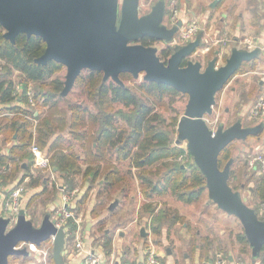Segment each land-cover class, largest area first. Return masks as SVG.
I'll return each instance as SVG.
<instances>
[{"label": "rangeland", "instance_id": "rangeland-1", "mask_svg": "<svg viewBox=\"0 0 264 264\" xmlns=\"http://www.w3.org/2000/svg\"><path fill=\"white\" fill-rule=\"evenodd\" d=\"M156 1L141 0L140 13L149 12ZM166 1L165 22L172 25L177 22V19L183 20V26L176 36L180 37L182 30L194 23L198 27L196 36L202 32V45L193 54L192 59L201 60L205 65L209 60L218 56L217 65L219 66L226 62V59L231 54L232 47L245 48L247 45L246 40L233 39V31H227L222 26L219 18L221 16L220 9L215 11L211 9L210 3L212 0ZM173 14H176V21L172 20ZM179 37H177V40H179ZM155 45L158 46L159 54L161 49L167 46L164 42H158ZM255 60L254 67L251 63H243L226 85L216 94L213 112L206 115V119L213 129H217L220 125L228 127L237 120H241L244 125L264 122L263 118L251 115L252 106L264 92V54L261 52L260 56ZM4 63L0 59V71L4 70ZM66 72L67 68L64 66L54 77H62L65 80ZM83 73L87 75L88 70L85 69ZM14 77L16 81H23L18 70L14 72ZM123 80L143 101L154 105L155 109L165 119L168 127H173L169 123H171L174 116L184 113L188 101L187 94L168 93L162 99H158L144 90L142 86L145 81L144 73H141L137 78L132 74H125L123 75ZM50 82L51 80L35 82L32 89L34 92H36L35 88L44 91L50 90ZM87 90L86 84L84 86V84L76 82L72 90L59 102V107L66 110L68 118L73 112L67 109L69 102L75 105H88L92 111L97 112L93 101L88 97ZM41 104V101L36 103L34 108L38 111L48 109L49 106L45 107ZM119 106L121 105H116L115 108ZM79 113L82 119L88 122L86 126L88 127L91 121L90 116L83 110H80ZM11 114L13 115V113ZM34 123H37V120L34 119ZM68 126L69 123H66V128L69 129ZM84 128L85 126L82 125L78 127L80 130ZM96 128L97 124L91 125V130ZM59 133L65 139L72 137L67 131H60ZM173 135L177 137L178 132H174ZM6 136L9 137L10 133L7 132L0 135V150L11 144L10 139L4 140ZM79 141L82 140L72 141L74 144L71 150L80 152L85 157L84 148ZM34 142L30 145V149ZM183 145L187 146V142L184 141ZM228 150L234 159L232 168L235 170V175H238L240 170L246 172L243 175L242 184H239V179H232L235 190L241 193L249 205L253 207L259 206L260 202L253 192L256 185V181L252 176L253 170L245 167V161L253 158L256 154L264 153V131L257 136L234 140L228 145ZM42 151L44 152V150ZM224 155L223 153L222 167L227 163ZM87 157L89 159V156ZM27 160L29 161V159ZM106 160L102 162L105 169L107 166L120 168L122 174V179L117 181L111 192H104L102 196H99L103 190L105 174H101L99 180L93 183L86 181L84 171L88 162L83 163V171L75 175V187L73 189L71 187L72 190H67L72 194L73 202L80 201L75 206L74 223L82 226L83 234L81 237L90 238L94 243L102 244V238L106 239V230L109 229L111 231L110 234L114 236L116 241V253L114 254L116 256L122 254L128 258L125 251H129L133 253L130 255V260L139 257L138 248H140V251L152 248L159 254L161 264H164V260L166 264H194L195 260V264H210L206 259L210 257L211 260H215L218 254H222L227 264H234L231 263L232 259H230L232 255L233 261L240 259L248 264H253L251 249L247 253H241V248L245 247V245L238 242L237 239V234L244 232L241 221L235 215L221 209L209 197L207 189L203 191L197 200L185 202L180 200L171 190L158 191L164 185L163 173L166 169L164 163L160 162L153 166L136 168L132 165L130 159L121 160L115 154L106 156ZM177 161L180 160L177 159ZM173 163L176 164V160ZM162 167L163 170L160 169ZM32 172L36 176L41 175L44 177L48 183L47 190L43 191V184L41 183L36 187L32 186L30 177L24 182L26 183V189L31 191L30 200L27 202L28 217L32 218L36 225H40L47 212L56 215L57 210L62 206L63 191L59 192L60 188L58 185L63 182L59 178V173L52 172L49 168H42L37 164L35 167L33 166ZM18 174L24 175L25 172L20 170ZM33 187L37 188V190H34ZM184 188L186 189V185ZM115 200H118V204L113 210H110L109 206ZM153 225L158 226L160 228L159 231H154ZM86 228L89 229L90 236H87V233L84 232ZM142 228L146 230V236L141 234ZM192 239L197 240V244L202 247L203 252L206 254L200 262L197 261L195 253L199 251L190 250V241ZM209 244H211L210 248ZM105 248L108 249V247ZM259 262V260L254 261V264H259ZM10 264L54 263L48 256L45 257L33 253L26 258L11 256Z\"/></svg>", "mask_w": 264, "mask_h": 264}, {"label": "water", "instance_id": "water-1", "mask_svg": "<svg viewBox=\"0 0 264 264\" xmlns=\"http://www.w3.org/2000/svg\"><path fill=\"white\" fill-rule=\"evenodd\" d=\"M140 3L141 0H0V25L4 28V37L12 43L19 33L42 37L46 48L35 61L45 64L56 60L66 66L63 97L85 69L100 70L104 80L111 78L121 85H125L123 72H130L136 78L144 73V80L163 82L188 94L185 111L178 122L177 143L187 142L194 161L206 176L209 197L221 209L239 218L252 255L257 256L264 246V219L229 183L234 159L221 168L219 157L234 140L262 133L264 122L244 125L237 120L228 127L220 125L213 129L206 115L213 112L219 90L245 61L259 57L262 47L234 46L224 64L218 66V56H215L204 65L201 60L189 58L202 45L200 32L186 44L176 45L165 62L157 46L138 40L148 35L172 42L183 20L172 25L165 22L166 0H157L144 14L140 13ZM217 3L214 0L211 6ZM117 204L118 200L111 203L110 210ZM11 223V217L0 213V264H9L10 256L31 254L27 248L16 247L20 241L40 245L52 235L55 236V263H63L68 239L64 227L56 225L51 212L36 225L26 209L21 208L15 223ZM141 232L146 236L144 228Z\"/></svg>", "mask_w": 264, "mask_h": 264}, {"label": "trees", "instance_id": "trees-1", "mask_svg": "<svg viewBox=\"0 0 264 264\" xmlns=\"http://www.w3.org/2000/svg\"><path fill=\"white\" fill-rule=\"evenodd\" d=\"M222 2L223 0H218L217 7ZM3 33L4 28L0 25V59L5 62L4 70L0 71V103L7 104L5 109L8 112H13L14 116L0 115V135L9 132L10 136H6L4 140L10 139L12 143L9 145L7 153H0V184L14 181L20 176L18 172L23 170L25 174L21 177L22 181L30 177L32 186L36 187L42 183L43 191L47 190L48 183L45 178L41 175L36 176L32 172L35 155L31 151L30 145L35 140L40 148L50 156L52 171H56L64 178L65 187L68 190L75 187V175L81 173L83 163L88 162L84 171L86 181L93 183L99 180L101 174H105L103 190L99 196H102L104 192H111L117 181L122 179L121 169L112 166H107L105 169L102 162L107 161L106 156L113 154L121 160L130 159L136 168L164 163L166 168L163 173L164 185L158 191L171 190L185 202L197 200L207 189L206 176L194 161L190 150L182 146L184 141L177 143V137L173 135L174 132H178L177 127L181 114L172 118L169 125L173 127L170 128L154 105L143 101L129 85H121L111 78L104 80L102 71L87 69V75H84L82 71L76 82L84 84V86L86 84L88 97L93 101L97 112L92 111L88 105H75L69 102L67 109L73 112L68 118L66 110L59 107V102L64 99L61 96L64 79L54 77L65 65L56 60H50L45 64L35 61L46 48V42L42 37L19 33L16 42L12 43L4 37ZM141 41L143 44H147L143 39ZM173 48L172 46L164 48L160 57L166 61L174 50ZM254 60L245 62L253 64L254 67L256 62ZM16 70L21 73L23 79L20 81L21 92L17 91L19 81H16L14 77ZM125 74L132 73L123 72L122 79ZM47 80H51V89L47 91L41 89V91L35 88L36 92L33 90L34 103H31L28 94L29 86L31 84L33 86L35 82ZM142 86L148 94L154 95L158 99H162L168 93H183L163 82L145 80ZM19 101L21 103H18ZM40 101L42 106H49L48 109L36 110L34 107ZM116 105L121 106L115 108ZM80 110L87 112L91 118L88 127H86L88 122L80 116ZM37 111L38 114H36ZM0 113H2L1 110ZM34 119L37 120V123H34ZM66 123H69V129L66 128ZM93 124H97L95 130H91ZM79 125L85 126V128L80 130L78 129ZM60 131H67L72 137L65 139L59 133ZM73 140H82L79 142L84 148L85 157L80 152L71 150L74 144ZM185 153L187 154L184 163L177 161L179 156ZM223 153L227 161L232 158L228 146L225 147L219 157L220 166ZM87 156L90 160L87 159ZM175 160L176 164L173 163ZM245 167L248 168L246 163ZM221 168L223 167L221 166ZM160 169L163 170V167ZM245 173L244 170H240L239 174L235 175V170L231 169L229 183L234 189L236 188L232 179L237 178L240 181L239 184H242ZM252 176L256 181L253 192L260 202L259 206L254 208L259 217L264 219V214L260 213V206L264 202V176L256 171L252 172ZM79 202L77 201L76 204ZM152 228L154 231L160 229L156 225H153ZM105 237L106 246L110 249L112 235L107 233ZM237 239L238 242L245 245L241 248V253H247L251 249L252 259L259 260L261 264H264V246L257 256H253L245 232L238 233ZM208 246L210 248L211 244ZM190 247V250L193 251H197L199 248L201 260L206 255L202 247L197 244V240L192 239ZM50 258L54 263L52 252H50ZM206 260L210 262L211 258L208 257Z\"/></svg>", "mask_w": 264, "mask_h": 264}, {"label": "built area", "instance_id": "built-area-1", "mask_svg": "<svg viewBox=\"0 0 264 264\" xmlns=\"http://www.w3.org/2000/svg\"><path fill=\"white\" fill-rule=\"evenodd\" d=\"M172 20L176 21V14H173ZM197 25L194 23L183 29L181 32V36L179 41L183 43H187L190 40L196 37L197 33ZM247 45L246 49H253L256 47V41L252 38H246ZM22 89V87L18 86L17 91ZM28 94L30 96L31 103H34V95L33 89L29 88ZM251 115L254 117L264 118V92L259 96L257 101L254 103L251 109ZM188 150V147L183 145ZM32 152L35 155V163L40 165L42 168H51L52 164L50 161V157L42 151L40 146L34 142L32 146ZM186 154L179 156V160L184 162L186 160ZM246 163L248 168L256 171L258 174L264 176V153H259L253 156L251 159H247ZM246 160V161H247ZM61 191H63V204L60 209L57 210L56 215H54L56 219V225L58 227H64L67 235L70 234L71 230L69 229L68 223L70 220L75 219V210H74V202L72 201V194L67 191L65 186L62 184L58 185ZM25 192V187L23 185L14 186L12 188H8L6 185L0 184V213L4 216H9L12 219V225L15 223L18 213L23 205V194ZM73 202V203H72ZM260 213L264 214V202H262L260 206ZM77 221V219H76ZM11 226V225H10ZM55 236L52 235L51 238L44 243L38 245L31 241L22 240L16 246L17 248H27L31 252L37 253V255H43L45 257L48 256L50 248L54 244ZM75 256L79 257V264H132L131 260L123 259V255L120 254L118 256L114 255L112 258H108L102 247H92L86 244L83 239L78 238L75 243ZM145 258L141 264H161L159 259V254L156 250L149 248L145 250ZM234 264H248L243 260L231 261ZM210 264H227L222 254H218L215 260H211Z\"/></svg>", "mask_w": 264, "mask_h": 264}, {"label": "crops", "instance_id": "crops-1", "mask_svg": "<svg viewBox=\"0 0 264 264\" xmlns=\"http://www.w3.org/2000/svg\"><path fill=\"white\" fill-rule=\"evenodd\" d=\"M213 1L214 0H212V2ZM211 3H210V6H211ZM211 9L213 11H215L216 9H220L219 12H221V16L219 18L221 20L222 26L225 27V29L227 31H233V34H234L233 39L245 40L246 38H252L254 41H256V46L259 45L262 47V54H264V0H223V2L221 3L220 6H218V7H217V5L215 7L211 6ZM193 13H194V10H193ZM18 86L22 87V84L20 81L17 83V88H18ZM29 88L32 89V84L29 86ZM21 91H22V89H20L18 92H21ZM18 103H21V102L19 101ZM7 106L8 105L5 103H0V110L2 111V113H0V115L1 116L7 115L9 117H13L14 115L11 114L13 112H10V111L8 112V110L5 109V108H7ZM36 114H38V111L36 112ZM8 151H9V146H6L2 150H0V153H7ZM35 162L36 161L34 160V167L36 166ZM49 169H51V171H52V167ZM52 172H56V171L53 170ZM22 176L23 175L20 174V176L18 178H16L14 181L9 182L5 185L8 188H12V187L18 186V185H23L25 187L26 183H24V182H26V180H28L27 178H29V177L25 178V180L22 181L21 180ZM59 178H61V180L63 182L62 186H65L64 178H62L61 176ZM33 188H34V190H37V188H35V187H33ZM25 190H26V192L23 194V205H24L23 208L26 209L27 215H28V203L27 202L30 200L31 191H30V189L27 190L26 187H25ZM59 192H61L60 189H59ZM27 194H28V196H26ZM76 203H77V201H74V210H75ZM52 217L54 218L55 216L52 214ZM73 224H74V220H70V222L68 223V225L70 226L69 229L71 230V232L68 235L66 233L68 242H67L66 249L64 250V254H63L64 259H63L62 264H79L80 259H79V257L75 256V252H74L75 243H76L78 238L83 239L86 242V244L89 246L102 247L106 256L110 259L112 258V256L115 255L114 253H116V249H115L116 241H115L114 236H112V243H111L110 249H106L105 248V247H107L106 246V242H107L106 239L102 238V242H101L102 244H99L98 242L94 243L93 240H91L90 238L81 237L83 234L81 225H73ZM84 232L87 233V236L91 235V234H89V229H87V228H86V230H84ZM110 232L111 231H109V229L106 230V233H110ZM141 234H142V232H141ZM122 235H123V233H122ZM44 242H42V243H44ZM53 247H54V244L50 248L48 257H50V252H52V254H53ZM145 250L146 249L140 251V248H138L140 255L136 259H131L132 264H141V262L144 261ZM197 251H199V252H195L196 256H197L196 258L198 259L197 261L200 262L201 258H200L199 248ZM125 252H126V256L128 258L124 257L125 255H123L122 256L123 259L130 260V255L133 253H131L129 251H125ZM33 253L34 252H31V254H33ZM30 255H28V256L20 255V256L26 258V257H29ZM186 255H187V253H186ZM14 256H19V255H14ZM53 259H54V256H53ZM230 259L233 260V255L231 256ZM51 261H52V259H51ZM54 263H55V260H54ZM163 263L166 264V261L164 260ZM195 263H196V260H195L194 264ZM252 263L254 264V261H252ZM107 264H109V261ZM259 264H261V263L259 262Z\"/></svg>", "mask_w": 264, "mask_h": 264}, {"label": "flooded vegetation", "instance_id": "flooded-vegetation-1", "mask_svg": "<svg viewBox=\"0 0 264 264\" xmlns=\"http://www.w3.org/2000/svg\"><path fill=\"white\" fill-rule=\"evenodd\" d=\"M177 21H178V19H177ZM178 33H179V31H178ZM178 33H177V35H178ZM177 37H179V36H176L175 38H174V40L172 41V42H167V41H165V40H158V39H155V38H152V37H150V36H148V35H145L143 38H141L140 40H138V42H140V43H142V39L147 43V44H145V45H152V46H156L155 45V43H158V42H164V43H166L167 44V46H165V47H163L162 49H161V52H162V50L164 49V48H169L170 46H172V47H174L173 49V51L170 53V55L167 57V60L165 61L164 59H162V60H164L165 62H167L168 61V59H169V57L173 54V52L175 51V46L176 45H184V44H186V43H183L182 41H179V40H177ZM179 39H180V37H179ZM174 43V45H172ZM158 47V46H157ZM159 54V53H158ZM161 54V53H160ZM159 54V55H160ZM192 57V56H191ZM191 57H189V58H191ZM184 62H186L187 63V59H184L183 60V63ZM185 63V64H186ZM12 225V224H11ZM10 258H11V256L9 257V262H10ZM10 264V263H9Z\"/></svg>", "mask_w": 264, "mask_h": 264}]
</instances>
